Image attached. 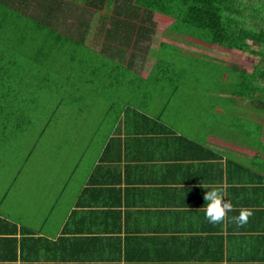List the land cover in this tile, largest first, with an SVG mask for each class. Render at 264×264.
Returning <instances> with one entry per match:
<instances>
[{
    "label": "crops",
    "instance_id": "crops-1",
    "mask_svg": "<svg viewBox=\"0 0 264 264\" xmlns=\"http://www.w3.org/2000/svg\"><path fill=\"white\" fill-rule=\"evenodd\" d=\"M106 7L86 47L126 52V66L135 55L145 80L164 44L224 49L226 63H174L192 68L188 91L139 92L135 107L123 92V110L109 104L77 156L55 157L56 170L0 172V264H264V56L171 39L170 27L158 43V20L173 21L158 13L132 41L133 29L102 28ZM13 131L0 125L1 147H14ZM211 189L231 202L216 223L205 215ZM242 211L251 215L240 224Z\"/></svg>",
    "mask_w": 264,
    "mask_h": 264
},
{
    "label": "trees",
    "instance_id": "trees-1",
    "mask_svg": "<svg viewBox=\"0 0 264 264\" xmlns=\"http://www.w3.org/2000/svg\"><path fill=\"white\" fill-rule=\"evenodd\" d=\"M76 3L77 0H0L3 127L14 129L15 125L16 130H27V114L42 112L40 97L49 92L60 96L52 109L51 121L56 123L63 111L74 122L89 117L91 107L85 110L82 98L72 96L73 92H103L96 96H106L104 100L118 114L125 107L123 92L131 93L127 104L135 107L139 92L171 94L189 90V71H179L174 63H185L190 57L204 54L164 44L154 73L145 80L134 70L135 55L126 66V52L108 56L107 52L99 54L88 49L85 42L96 21L94 17L105 6L106 17L99 21L102 28L133 29L132 41L136 34L143 38L144 29L156 27L153 16L158 13L173 20L168 29L171 39H186L191 44L195 40L202 46H218L249 57L264 56V0H87L81 7ZM124 13L128 16L125 20L121 18ZM112 36V31L108 32L107 39ZM256 45L259 50H255ZM244 78L246 86L250 76L245 74ZM99 102L98 99L95 104Z\"/></svg>",
    "mask_w": 264,
    "mask_h": 264
},
{
    "label": "rangeland",
    "instance_id": "rangeland-1",
    "mask_svg": "<svg viewBox=\"0 0 264 264\" xmlns=\"http://www.w3.org/2000/svg\"><path fill=\"white\" fill-rule=\"evenodd\" d=\"M173 22V21H172ZM171 21L158 20V43L162 41L163 35L166 34L167 29L172 25ZM205 49L203 52H209L210 55H204L196 57H190L185 63H226L224 61V49H219L211 47ZM168 52H166V56ZM177 57V56H176ZM180 59V57H177ZM244 63H250L246 58ZM188 66V65H187ZM196 68H198L196 66ZM200 69L202 66L199 67ZM192 68L189 67V71ZM198 71V69H197ZM55 77V75H54ZM53 77V78H54ZM103 93V92H98ZM95 93H87L84 91L73 92L72 96H77L83 100V108L85 110L90 109L89 117H83L82 119H77L75 122L69 118V114L64 111L58 115L56 123L51 121L53 108L56 107V98L60 96L57 93H46L40 97L42 102L41 108L42 112L36 113V111H31L27 114L28 125L25 127L27 130H19L21 133L19 135H14L10 142H13L14 147L0 146V172L4 173L3 178H9L13 176V172L18 170L19 166H25L27 171H41L50 172L56 170L55 157L59 153L65 154L68 159H72L73 156H77L78 148L84 144L92 134V131L97 127L99 120L103 118V115L107 114L108 101L106 96H102L97 105ZM70 93H66V96L71 98ZM95 104V105H92ZM88 113V112H86ZM84 123V124H82ZM12 126V125H10ZM14 132H18V128L13 125ZM46 129V131L44 130ZM44 134L42 135V132ZM11 134V133H9ZM18 148L19 155L12 156V149ZM28 156H30V163L27 164ZM59 159L61 157L59 156ZM64 161V160H63ZM67 163H70L66 160ZM2 176V175H0Z\"/></svg>",
    "mask_w": 264,
    "mask_h": 264
},
{
    "label": "clouds",
    "instance_id": "clouds-1",
    "mask_svg": "<svg viewBox=\"0 0 264 264\" xmlns=\"http://www.w3.org/2000/svg\"><path fill=\"white\" fill-rule=\"evenodd\" d=\"M224 198V193L221 190L211 189L206 192L204 196L207 202L205 215L210 222L216 223L221 221L225 217L226 212L231 210V202ZM250 215V211H242L240 216L234 219L238 223L243 224L247 222Z\"/></svg>",
    "mask_w": 264,
    "mask_h": 264
}]
</instances>
